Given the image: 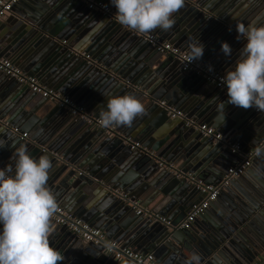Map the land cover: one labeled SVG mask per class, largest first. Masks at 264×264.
<instances>
[{
	"label": "water",
	"instance_id": "obj_1",
	"mask_svg": "<svg viewBox=\"0 0 264 264\" xmlns=\"http://www.w3.org/2000/svg\"><path fill=\"white\" fill-rule=\"evenodd\" d=\"M28 1L33 6L21 0L14 7L18 20H0V57L13 60L16 67L41 78V83L50 89L77 97V102L97 117L109 97L135 95L144 104V113L130 125L114 127L122 135L141 141L157 159L174 164L185 175L205 180L207 185L219 184L227 171L239 163H234L233 157L239 156H232L229 148L208 142L183 121L171 120L180 123L170 124L167 111L156 103L165 98H171L177 110L202 114L216 128L223 126L226 138L239 142L243 153L248 144L256 149L264 142V116L255 114L252 108L227 104L223 93L216 94L217 88L203 80L206 86L196 74L180 73L175 69L177 61L158 54L147 41L127 32L118 22L88 8L84 12L72 0ZM263 3L264 0H184V6L173 16L171 28H157L155 32L162 40L169 36L177 42L186 36L189 44L200 40L207 47L203 62H213L211 66L226 72L234 67L245 43L236 39L235 25L264 26L263 16L253 23L249 16V9ZM21 7L27 13H19ZM63 41L67 44L63 45ZM221 42L230 45V56L221 52ZM74 51L90 55L106 71ZM164 59L174 60V68ZM219 101L225 102V108L217 115ZM27 107L39 113L40 119L33 118L29 127H20L21 120L29 116ZM68 117L71 116L57 103L32 93L0 72V121L22 133L30 130L29 138L22 140L0 124V142L5 143L0 148V168L11 163L13 143L25 145L34 158L49 156L53 167L47 186L55 199H61L62 207L75 210L78 218L95 222L96 228L114 237L110 235L111 227L105 225L111 219L124 247H135L143 254L153 252L159 264H186L192 253L199 256V264H254L264 255V154L254 161L260 176L249 169L250 178L235 180L192 230L170 231L163 224L137 216L132 207L104 186L116 188L111 182H125L129 189H124L125 185L121 189L135 196L146 195V210L178 220H184L192 206L201 201L195 198L201 194L197 186L178 179L152 156L132 151L123 139H111L84 121L80 123L87 127V138H70ZM50 151L58 153L59 159ZM240 180L246 186L234 193L232 189ZM160 197L156 209H151ZM50 228V245L64 255L62 264H127L106 256L101 246L84 244L64 227L50 222Z\"/></svg>",
	"mask_w": 264,
	"mask_h": 264
},
{
	"label": "clouds",
	"instance_id": "obj_2",
	"mask_svg": "<svg viewBox=\"0 0 264 264\" xmlns=\"http://www.w3.org/2000/svg\"><path fill=\"white\" fill-rule=\"evenodd\" d=\"M109 4L120 25L145 34L170 29L184 0H109ZM235 31L236 39L245 43L234 67L222 77L227 104L264 113V26L239 23ZM220 50L225 56L232 54L227 42H221ZM203 53L198 40L189 46L188 58L200 60ZM224 108L225 102L219 101L217 115ZM144 111L135 95H114L100 109L98 120L105 128L130 125ZM4 146L0 142V148ZM11 147V163L0 168V264H62L64 255L50 245V217L57 207L47 186L52 160L47 155L34 158L23 144ZM255 153L264 154V145L257 146ZM186 264H199V256L192 253Z\"/></svg>",
	"mask_w": 264,
	"mask_h": 264
},
{
	"label": "built area",
	"instance_id": "obj_3",
	"mask_svg": "<svg viewBox=\"0 0 264 264\" xmlns=\"http://www.w3.org/2000/svg\"><path fill=\"white\" fill-rule=\"evenodd\" d=\"M21 0H0V20L5 19L10 14L13 13L14 7ZM76 2L82 3L90 11H94L100 14L103 18L116 21L115 19V9L111 7L108 3L100 0H74ZM117 22V21H116ZM123 28L135 35L137 38L147 41L151 47L160 55L168 56L179 63V66L184 73H193L201 77L208 85L217 88L226 97V89L222 84V77L224 73L205 65L200 60H190L188 58L189 52L176 47L174 44L162 40L158 35L149 32L145 34H140L133 30L128 29L123 26ZM63 45L67 44V41L62 42ZM76 55L84 57L90 64L101 68L106 71V69L93 61L90 55L81 53L79 51H74ZM0 72L5 76L17 81L19 84L27 87L32 93L40 95L41 97L48 99L57 103L62 109H64L71 117L77 119L78 121H84L87 126L93 130L103 131L104 135L110 137L111 139L120 138L123 139L124 144L129 146L132 151H141L145 154L152 156L160 167L167 169L172 172L178 179L186 180L188 183L196 185L197 188L203 194V199L192 206L188 215L184 220L176 225H173L172 221L168 218L160 216L158 214H153L152 212L146 210L143 206V202L140 199L135 198L130 193L123 189H116L105 185L104 188L118 200L126 203L128 206L135 210L137 216H144L145 218L151 219L154 223L163 224L170 231H190L197 222V220L206 213V211L211 207L213 203L218 201L221 193L229 188L231 184L240 179L247 171L252 167L254 161L259 156L256 155L255 150L251 151L247 155L243 156V159L236 166L231 167L225 174L223 180L217 185H207L202 180H198L191 174L185 175L180 171L174 164L167 162L163 159H157L155 153L149 151L147 148L143 147L141 142L134 141L132 138L122 135L117 132L114 126L112 127H102L99 123L98 117L89 112L84 106L78 105L72 98L62 95L41 83L40 79L31 76L24 72L20 68L16 67L13 60L9 58L0 57ZM129 84L128 82H126ZM162 108L167 111L168 117L171 120H180L185 123V126L189 129H193L200 133L204 139L212 144H223L224 148L230 149L231 153L236 156H240L241 144L239 142L232 143L230 138H226L224 134L219 132L216 128L200 123L197 120L191 119L184 112L173 108L168 105L165 101L156 102ZM255 114L264 116V113L257 112L252 108ZM4 127L8 128L13 134L19 136L22 140H27L29 138L28 133H22L17 127H12L8 122L0 121ZM264 145V142L261 144ZM48 152L47 150H44ZM54 157L59 159V154L55 152H49ZM83 172H79L78 175H82ZM50 222L56 226L67 229L69 233L79 238L84 244H93L95 246L103 247V253L109 258L115 260L119 263L127 264H159L153 252L143 254L136 251L130 247H124L122 243L109 239L107 234L98 228H94L90 224H87L74 214L68 212L60 204H57L53 215L50 217ZM257 264H264V259L260 260Z\"/></svg>",
	"mask_w": 264,
	"mask_h": 264
},
{
	"label": "crops",
	"instance_id": "obj_4",
	"mask_svg": "<svg viewBox=\"0 0 264 264\" xmlns=\"http://www.w3.org/2000/svg\"><path fill=\"white\" fill-rule=\"evenodd\" d=\"M31 2H38V0H30ZM100 1H103V2H106V3H108L109 4V0H100ZM72 2L73 3H76V7H78L80 10H83L84 12H88L87 10V7L85 6V5H83V4H81V3H78V2H76V1H74V0H72ZM26 3H28V4H30V6L32 5V3H29V1L28 0H26ZM110 5V4H109ZM33 6V5H32ZM21 10H19V13H21V14H25V13H27V11H25L24 10V7H21L20 8ZM250 11H249V16H251V21H252V23L253 22H255L256 20H259L262 16L264 17V3H263V6H260L259 8H256V6L254 7V8H252V9H249ZM11 19H14V20H18L19 19V16L17 15V14H15V13H12V14H10L8 17H6L5 19H3L2 21H8V20H11ZM152 33H154V34H156V32H155V30H152L151 31ZM157 35V34H156ZM161 38V37H160ZM165 41H168V42H170V43H172V44H174L176 47H180V48H182V49H184V50H186V51H188L189 52V46L191 45V44H194V43H191V44H189L188 43V40H187V37L186 36H184L183 38H181L180 39V41L181 42H177L176 40H175V38H171L170 36H169V39H167V40H165ZM207 47H204V53L205 52H207ZM84 53V52H83ZM165 60V62L166 63H168V65L170 66V68H174V60H170V59H164ZM200 61L202 62V63H204L205 65H208L209 67L211 66V63L213 64V62H208V63H205V62H203V60H202V57H201V59H200ZM210 63V64H209ZM213 69H215V70H217V71H220V72H222V73H224L225 74V72H223V70H218V69H216L215 67H213V66H211ZM175 69L177 70V71H179L180 73H182V70H181V68H180V66L179 65H175ZM225 69V68H224ZM169 70V69H168ZM184 73V72H183ZM185 74H187V73H185ZM40 79V81H41V78H39ZM201 81L203 82V79H201ZM43 83V82H42ZM203 84H205L204 82H203ZM44 85L46 86V87H48L47 86V84H45L44 83ZM206 85V84H205ZM207 86V85H206ZM49 88V87H48ZM52 90H53V88H51ZM55 91V90H54ZM56 92H58V93H60V94H62V95H65V96H68L67 94H63L62 92H60V91H56ZM216 94L217 95H220L221 94V92L220 91H217L216 90ZM69 97V96H68ZM168 97H170V96H168ZM223 97H224V95H223ZM72 99H74V101L78 104V105H80L78 102H77V97H76V99L75 98H72ZM169 99H171V98H169ZM169 99H163L162 101H165V102H167L168 103V105H170V106H172L173 108H176L173 104H172V102H171V100H169ZM33 100V99H32ZM28 106H29V104H28ZM28 108L29 107H27L26 108V111L28 112V114H29V116H25L22 120H21V126L20 127H29L28 125H29V123L31 122V120L33 119V118H35V119H40L39 118V113H35L34 111H32V110H28ZM177 109V108H176ZM178 110H180V111H182V112H184V113H186L191 119H194V120H197L198 122H200V123H205V124H208V125H210V126H212V127H214V128H216V126H214V125H211L209 122H207V121H205V119L206 118H204V115H200V114H195L193 111L192 112H187L186 110H184V109H178ZM94 113V112H93ZM203 117V118H202ZM69 118V125H67V127H66V129H68L69 130V132H68V136H70V138H75V139H86L87 138V127L85 126V125H82L81 123H80V121H78L77 119H72L71 117H68ZM170 124L172 123L173 124V126L174 125H176L177 123H180V122H174V121H171V119H170ZM38 126V125H37ZM222 127L223 126H221L220 127V129L219 128H216L219 132H221L222 134H224L225 135V132H224V130L222 129ZM97 131H99V130H97ZM25 132L26 133H30V130L29 129H25ZM99 132H101V131H99ZM72 134V135H69V134ZM137 141H139V140H137ZM139 142H141V141H139ZM253 150H255L254 148H252V147H250V145L248 144V146L245 148V153H243L242 152V154L239 156V157H233V159L235 160H233L234 161V163L235 162H241V160L243 159V156H245L247 153H250L251 151H253ZM232 154V153H231ZM232 156H236V155H233L232 154ZM259 167H256V164H255V162L253 163V165H252V167L250 168V169H252V171L255 173V174H257L258 176H260L261 175V171H260V169H258ZM159 170V168L157 169V171ZM160 173L162 172V171H159ZM158 176V175H157ZM246 176H249V178H250V175H248L247 173L245 174V175H243L242 176V178L243 179H247L248 177H246ZM156 178H158V177H156ZM124 179V177H122V178H120L119 179V181L121 182L122 180ZM115 180V179H114ZM103 181H105V182H107L105 179H103ZM111 182V181H110ZM204 182H205V180H204ZM114 183V184H113ZM111 182V184L112 185H115V187H116V189H121L122 187L121 186H123V185H125V187L126 188H124V189H129L128 188V186L125 184V182H123V184H117V182ZM119 183V182H118ZM110 184V183H109ZM110 184V185H111ZM165 186H166V188H168L169 186L167 185V184H165ZM245 183L242 181V180H240V181H238V187H234V189H232V187H231V189L233 190V192L234 193H240V191L241 190H243V188H245ZM76 192H73V194H75ZM128 193H130V192H128ZM131 194V193H130ZM132 196L134 195V194H131ZM142 194H136V196L134 195V197L135 198H137V199H140L142 202L144 201V198H145V196L143 195V196H141ZM150 198V196H148V199ZM196 200L197 201H200V200H202L203 199V195H201V194H198L196 197ZM143 199V200H142ZM221 199V198H220ZM220 199H218V201H216V202H219V200ZM162 200V198L160 197V199L159 200H157L153 205H152V208L151 209H156V205L160 202ZM60 201H61V199L59 198L58 200L56 199V203L57 204H60L61 206L63 205V204H61L60 203ZM114 202V201H113ZM144 203H146V202H144ZM215 203H213L211 206H213V207H215V205H214ZM67 206H65L64 208L67 210V211H69L70 213H73L74 214V212L73 211H75V210H73L72 209V207H69L70 209H72V210H69V209H67L66 208ZM79 207V205L76 207V209ZM216 208H219V207H217L216 206ZM86 210V212H87V214L89 213L88 212V210L87 209H85ZM75 216H77L76 214H74ZM114 218H116L115 216H113ZM127 217H129V215L127 216ZM126 217V218H127ZM166 218H168L169 220H171V221H176V222H180V221H182V220H178L177 218H173L172 216H166ZM81 220H83V218H80ZM84 221V220H83ZM86 223L87 224H90L91 226H93L94 228H96L95 226H94V224L93 223H95V222H87L86 221ZM105 225H107V226H110L111 227V229H110V235H114V237H112V236H109L106 232V234H107V236L108 237H110V239H112V240H115V241H118V242H120V240H119V238H118V236H116V234H115V232L117 233V229H116V227H113V225H115V223H112V221H111V219H109L108 220V222L105 224ZM107 226H105V228L107 227ZM160 228V227H159ZM202 228H204V227H202ZM98 229H100V227L98 228ZM161 229V228H160ZM196 229V228H195ZM102 230V229H101ZM162 230V229H161ZM104 231V230H103ZM198 231V230H197ZM199 232V231H198ZM120 243H122V242H120ZM122 245H123V243H122ZM130 248H132V249H136L135 247H131V246H129ZM152 251V250H151ZM262 259H264V255L263 256H261V258H259L258 260H256L255 261V263L254 264H257L260 260H262Z\"/></svg>",
	"mask_w": 264,
	"mask_h": 264
}]
</instances>
